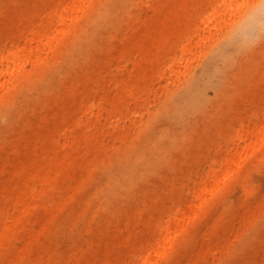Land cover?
I'll return each mask as SVG.
<instances>
[{
	"label": "bare ground",
	"instance_id": "1",
	"mask_svg": "<svg viewBox=\"0 0 264 264\" xmlns=\"http://www.w3.org/2000/svg\"><path fill=\"white\" fill-rule=\"evenodd\" d=\"M196 256L264 264V0H0V264Z\"/></svg>",
	"mask_w": 264,
	"mask_h": 264
},
{
	"label": "rangeland",
	"instance_id": "2",
	"mask_svg": "<svg viewBox=\"0 0 264 264\" xmlns=\"http://www.w3.org/2000/svg\"><path fill=\"white\" fill-rule=\"evenodd\" d=\"M142 14H145L144 11H142ZM208 93H209L210 96L213 95V91L212 90H209ZM251 182H253V184H256V182L254 181V179L252 177H251ZM210 236H211V239L213 240V242L220 241V239L218 237V234L216 233V230H211L210 231ZM209 259H211V257ZM192 260L195 261V264H207V262H205L203 260V258H201L200 256L193 257Z\"/></svg>",
	"mask_w": 264,
	"mask_h": 264
}]
</instances>
